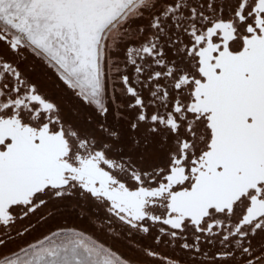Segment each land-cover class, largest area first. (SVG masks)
<instances>
[{"label": "snow or ice", "instance_id": "6c2138e0", "mask_svg": "<svg viewBox=\"0 0 264 264\" xmlns=\"http://www.w3.org/2000/svg\"><path fill=\"white\" fill-rule=\"evenodd\" d=\"M0 264H264V0H0Z\"/></svg>", "mask_w": 264, "mask_h": 264}]
</instances>
